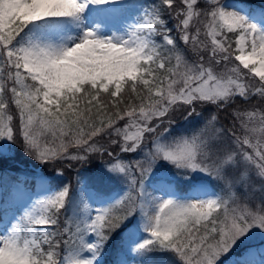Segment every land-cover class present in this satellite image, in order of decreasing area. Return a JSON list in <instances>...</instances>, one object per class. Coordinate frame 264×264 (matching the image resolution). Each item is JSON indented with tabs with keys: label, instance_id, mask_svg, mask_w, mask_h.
<instances>
[{
	"label": "snow or ice",
	"instance_id": "obj_1",
	"mask_svg": "<svg viewBox=\"0 0 264 264\" xmlns=\"http://www.w3.org/2000/svg\"><path fill=\"white\" fill-rule=\"evenodd\" d=\"M129 7L0 0V145L56 178L27 194L12 181L0 264H264V107L237 103L264 101V8ZM95 156L98 179L63 182Z\"/></svg>",
	"mask_w": 264,
	"mask_h": 264
},
{
	"label": "rangeland",
	"instance_id": "obj_2",
	"mask_svg": "<svg viewBox=\"0 0 264 264\" xmlns=\"http://www.w3.org/2000/svg\"><path fill=\"white\" fill-rule=\"evenodd\" d=\"M144 0H128V4L130 5L126 15H130L131 17H136L137 16V11L136 8L133 7L135 5H139L141 2H143ZM222 2L230 4V5H238L241 7H250V8H254V9H261L264 8V3L263 0H260V2L258 1V4L254 5L246 0H222ZM259 5V6H257ZM187 57L189 60L194 59V57L192 56V54L189 52V54H187ZM259 102L264 103V101L259 99ZM259 102L255 101L254 103H252L249 107L255 105L256 107H259ZM248 107V108H249ZM19 152V150L12 145L11 147H9V145L7 143L0 145V152H3L5 155H11L12 157L15 155H17V152ZM22 152V153H21ZM21 155L19 153L18 157H22V159H26V161H29V158L26 157L23 154V151H21ZM21 159V160H22ZM15 165L19 166V169L17 171H12V167H8L6 169V172L13 175L16 178H19V180L21 182L27 180L28 183L25 186L24 184H21V190L23 193L27 194L30 192H36L38 191V184L36 181L33 180V176L34 175H45L46 177H48L50 180L52 179H56L53 175V168L52 166H43V165H37L35 161L32 162V164H26L27 166H25V164L19 165L17 163H15ZM47 167V168H46ZM61 167H63L61 165ZM88 166H86L85 168H87ZM45 168V171H44ZM98 174L99 176L101 175L102 171L104 170V162L100 163V160L98 161ZM77 174V171H73V169H69L65 172V175L62 177V180L64 183H68L69 182V178H72V182L76 183V179H75V175ZM16 180V179H15ZM58 182V181H57ZM1 183V181H0ZM105 183L108 184V186H112L114 191H118V187L116 185L111 184V182L105 180ZM79 187V185L77 184V188ZM14 188V185L12 184V182H10L9 184L3 186V189H0V200H3V203H0V217H3V221L4 223H7V220L9 219V217L12 215V212L15 210V207L17 206V204L13 203L11 197L8 195V193ZM76 188V189H77ZM18 199H23V196L19 197ZM125 235H127V232L125 233ZM254 243L259 247L260 245H264V237H260L258 236L256 238V240L254 241ZM134 254L132 253H128V260H129V264H133V257ZM239 254L238 253H233L232 257L228 258V261L230 259H235Z\"/></svg>",
	"mask_w": 264,
	"mask_h": 264
},
{
	"label": "trees",
	"instance_id": "obj_3",
	"mask_svg": "<svg viewBox=\"0 0 264 264\" xmlns=\"http://www.w3.org/2000/svg\"><path fill=\"white\" fill-rule=\"evenodd\" d=\"M246 1H248L254 5L258 4V1L260 2V0H246ZM153 2H154V0H144L140 4L151 5ZM263 3H264V0H263ZM257 6H259V5H257ZM187 54H189V52H187ZM173 63H174V61H173ZM259 99L260 98H258V97L253 98V100L251 101V104L254 103L255 101L259 102ZM237 103L239 104V106L241 108H248L251 105V104H240L239 101H237ZM259 107H264V103L259 102ZM205 115H207V113H205ZM223 115H224V113H221V117H223ZM175 117H176V131L177 132L183 131V129L188 126L187 123L180 117L179 113L175 114ZM13 146H14V148L16 147L19 150V152L15 150L17 152V155L16 156L14 155L13 157L11 155H7L10 159L5 164L4 168L2 170H0V180L3 184L10 183L16 179V177H14L13 175L6 172V169L8 167H12V169H11L12 171H17L19 169V166L15 165V163H17L19 165L25 164V166H27L26 164H32V162H33V160H31V159H29V161H26V159H22V157L21 158L18 157L19 153L22 150L18 144L13 145ZM21 153H20V155H21ZM99 160H100V163L104 162V160H107V157H105L104 160H102L99 156H95V157H92L90 159V162L85 163L83 165L75 164V166L71 169H73V171H77V172L79 171L83 178H97L98 179L100 177L99 174L97 173L98 172L97 165H98ZM86 166H88V167L85 168ZM44 171H45V168H44ZM75 179H76V175H75ZM69 181H71V182L73 181L71 177L69 178ZM105 185L108 186V184H106V183H105ZM108 187L112 188V186H108ZM255 187H256V191L254 194V202H258L259 199L261 198L259 182L256 183ZM72 188L75 191L77 188V183L73 182ZM111 258H112L111 253H109L108 257L106 258V264H108V261L111 260ZM152 259L155 260V264H169V255L168 254L157 253L152 257Z\"/></svg>",
	"mask_w": 264,
	"mask_h": 264
},
{
	"label": "bare ground",
	"instance_id": "obj_4",
	"mask_svg": "<svg viewBox=\"0 0 264 264\" xmlns=\"http://www.w3.org/2000/svg\"><path fill=\"white\" fill-rule=\"evenodd\" d=\"M227 264H234V259H230Z\"/></svg>",
	"mask_w": 264,
	"mask_h": 264
}]
</instances>
